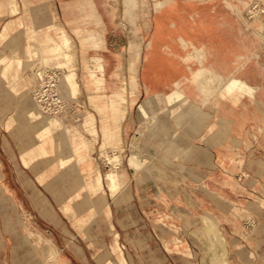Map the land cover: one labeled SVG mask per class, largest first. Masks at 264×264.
<instances>
[{
    "label": "crops",
    "instance_id": "0c3cea01",
    "mask_svg": "<svg viewBox=\"0 0 264 264\" xmlns=\"http://www.w3.org/2000/svg\"><path fill=\"white\" fill-rule=\"evenodd\" d=\"M256 1L120 0L119 21L113 0H0V264H264ZM63 33L82 91L64 120L32 94Z\"/></svg>",
    "mask_w": 264,
    "mask_h": 264
},
{
    "label": "bare ground",
    "instance_id": "6f19581e",
    "mask_svg": "<svg viewBox=\"0 0 264 264\" xmlns=\"http://www.w3.org/2000/svg\"><path fill=\"white\" fill-rule=\"evenodd\" d=\"M258 6H259V2L256 1L255 6H250L243 13H241L242 18L245 19V20L244 19L243 20L245 22L247 20V24L248 23L250 24L252 22V20H254V19H259L260 15L264 14V9L261 8L259 10ZM59 40L60 41L51 40L52 44L54 45L52 52H53V54H56V56H57V62H58L57 68L60 69V71H64V72L67 71V72H65L62 77L60 76L59 82H57L55 80L56 79L55 74H48L44 70L42 72V74H44L42 85L37 89V91L35 93V101H36V104H37L39 111L42 112L43 114L47 115V116H50V113L46 112L47 108L44 107V104H41V102L39 101V98L41 100H43L44 96L45 97L46 96H53V98H54L53 102L55 104V107L58 108L57 110L65 112V110H66L65 108L69 107L67 100L75 97L76 92H78L79 88H80V84L78 82L77 74L75 72H69L68 71L70 66L72 65L73 61L76 62L77 55L74 54L75 52L72 51L71 42L66 37L65 33H63L62 37H60ZM75 55H76V57H75ZM47 62L48 61L45 60V63H47ZM96 62H97V68L96 69L103 72L104 68H103V65L101 63V60L97 59ZM46 66H48V65H46ZM97 70H91V76L97 83H100L103 80L101 81V79H96ZM121 74H122V72H121ZM123 81H124V84L122 85L121 89L117 90L116 92H113V94H112V98L114 99L113 105L110 108L112 112H121L122 111L120 106H118V103H116L115 100H118V102L121 100H125V94L124 93H125V90L127 89V84L125 83L127 81L126 78H123ZM95 89L97 90V92L100 91L102 89V85H100V84L96 85ZM53 117H57V116H53ZM51 124L57 125L56 122L55 123L51 122ZM107 160H110L109 162L112 161L111 157H109V156L107 157ZM107 181H108V186H109L111 192L113 194H115V192H117L120 187H119L118 181L115 179V176L112 174V172H110L107 175ZM39 242L42 243V245H43V241L40 240ZM48 253H49V255L47 254L49 256L48 258L49 259L52 258V260H54V258L56 256L54 249L52 248L50 251H48ZM120 256L124 258V252L123 251H120ZM120 264H128V263L124 260V261H121Z\"/></svg>",
    "mask_w": 264,
    "mask_h": 264
},
{
    "label": "rangeland",
    "instance_id": "374dc122",
    "mask_svg": "<svg viewBox=\"0 0 264 264\" xmlns=\"http://www.w3.org/2000/svg\"><path fill=\"white\" fill-rule=\"evenodd\" d=\"M113 5H114V9H115V14H116V18L119 20V21H121V2H120V0H113ZM261 8H263V7H260L259 8V6H258V9L260 10ZM264 9V8H263ZM18 11V9L17 8H14L13 9V12H17ZM244 19V18H243ZM245 20V19H244ZM254 20H257V19H254ZM245 22V21H244ZM246 23H247V20H246ZM249 24V23H248ZM262 26V28L260 29V33H259V35H261V37H262V39H263V41H264V26L263 25H261ZM263 31V32H262ZM30 40L32 41V39L30 38ZM30 41V42H31ZM70 42H71V49H72V51L73 52H75L74 54H76L77 55V53H76V46H75V44L70 40ZM32 43H34V41L32 42ZM76 55H75V57H76ZM262 57H264V55H262ZM45 71H50L49 73L50 74H53V72L52 71H59L60 69H58L57 67L54 69V68H50L49 66H46L45 65V67L43 68ZM43 69H41V70H43ZM41 70H39L38 72H37V77H38V80H39V83H40V81L42 80V75H41ZM78 70H79V64H78V55H77V57H76V62L75 61H73V63H72V65L70 66V68H69V72H75L76 74H77V77H78ZM65 72H67V71H65ZM64 71H61L60 73H61V77L64 75V73H65ZM203 74H207L208 72H207V70H202L201 71ZM60 73H57L56 75L59 77V74ZM57 82H58V79L56 78L55 79ZM127 80V79H126ZM39 83H38V86H37V88L36 89H34L33 90V92H32V94H33V97H34V100H35V93H36V91H37V89L40 87L39 86ZM126 83V82H125ZM127 84V83H126ZM126 94H127V89L125 90V97H126ZM81 95H82V91H81V88H79V91L77 92V95H76V97L77 98H74L75 100L76 99H79L80 97H81ZM53 99L54 98H51L50 97V99H49V101H50V103H51V111H49V113L50 112H53V113H56V112H58L57 114H54L53 116H59V117H61V119L62 120H64V119H66V114H67V112H69V107L68 108H65L66 110H65V112L64 111H60V110H57L58 108L57 107H55V104L54 105H52V102H53ZM108 101H109V99H108ZM36 102V101H35ZM127 102V97L125 98V100H121V101H119V103H120V106H121V108L123 107V105L125 104ZM49 103V102H48ZM94 104V103H93ZM47 106H50V104H47ZM69 106V105H68ZM96 108H97V110H99L98 112H103L102 111V109H100V108H98L97 106H96ZM34 113L32 114V116H33V118H37V119H39V118H41V117H39L38 115H37V112L38 111H33ZM36 112V113H35ZM123 112H125L124 110H123ZM52 116V117H53ZM43 121H44V117H42L41 118ZM51 122H56L57 124H59V122H58V120H56V119H52L51 118ZM111 159H114V158H111ZM106 160H107V156H106ZM108 162V161H107ZM109 163V162H108ZM121 163V161H118V165ZM109 164H112L113 166H115V164L116 163H114V162H111V163H109ZM100 176H101V174L100 173H98V177H97V186L99 187V188H101V179H100ZM219 237V236H218ZM209 247H211V245H209ZM212 247H214V249L216 248V247H220V248H222L223 247V245L221 244V241H220V243H219V246H212ZM114 252H115V254H116V257H117V261L119 262V257H118V255H117V249H115L114 250ZM49 257V256H48ZM49 259V258H48ZM49 260H52V258H50ZM53 261V260H52ZM118 262L117 263H112V264H118Z\"/></svg>",
    "mask_w": 264,
    "mask_h": 264
},
{
    "label": "built area",
    "instance_id": "2783aa9c",
    "mask_svg": "<svg viewBox=\"0 0 264 264\" xmlns=\"http://www.w3.org/2000/svg\"><path fill=\"white\" fill-rule=\"evenodd\" d=\"M50 97L51 98H53V96H44L43 97V100H41L40 98H39V101L41 102V104H44V107L45 108H47L46 109V112H49V111H51V103H50V101H49V99H50ZM53 101H54V99H53ZM49 102V103H48ZM47 104H50V106H47ZM52 105H54V102H52ZM58 112H56V113H53V112H50V116H52V115H54V114H57ZM49 115V114H48Z\"/></svg>",
    "mask_w": 264,
    "mask_h": 264
}]
</instances>
